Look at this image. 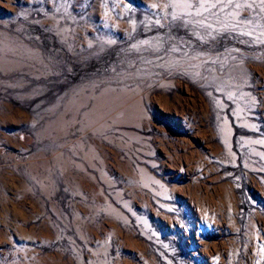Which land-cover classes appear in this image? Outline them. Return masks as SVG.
I'll use <instances>...</instances> for the list:
<instances>
[{
    "label": "rangeland",
    "instance_id": "rangeland-1",
    "mask_svg": "<svg viewBox=\"0 0 264 264\" xmlns=\"http://www.w3.org/2000/svg\"><path fill=\"white\" fill-rule=\"evenodd\" d=\"M0 264H264V0H0Z\"/></svg>",
    "mask_w": 264,
    "mask_h": 264
}]
</instances>
